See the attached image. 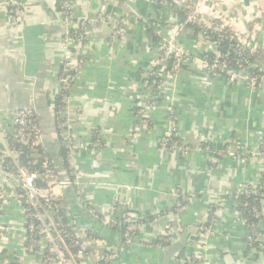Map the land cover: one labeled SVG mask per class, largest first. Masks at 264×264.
Here are the masks:
<instances>
[{
	"label": "crops",
	"instance_id": "crops-1",
	"mask_svg": "<svg viewBox=\"0 0 264 264\" xmlns=\"http://www.w3.org/2000/svg\"><path fill=\"white\" fill-rule=\"evenodd\" d=\"M23 1L27 14L20 24L9 14L7 0H0V140L5 131H10V110L34 107L45 147L60 175L65 177L53 111L58 93L57 74L64 56L57 0ZM128 1L78 0L81 8L87 6V11H92L91 16L94 12L123 16L129 12ZM135 2L146 17L152 15L158 21V16L163 18L150 2ZM202 9L208 15L231 18L235 28L247 35L251 22L255 24L264 18V0H203ZM127 22L126 41L112 40L104 22L93 23L91 39L84 47L87 57L74 88L71 114L79 145L72 153L71 163L84 177L80 192L75 186L65 190L78 222L102 238L103 251L113 250L111 256L116 259L106 264H192L188 257L203 252L205 242L207 248L202 255L206 264H264V252L244 241V220L228 200L221 203L215 233L207 241L198 234L192 242L182 235L169 245L141 244L143 239L149 241L163 234L176 217L194 232L208 219L216 193L259 180L264 161L259 157L222 158L212 165L210 155L199 149L186 157L162 151L158 139L169 127L163 106L148 113L152 120L150 128L143 125L140 132L134 133L135 100L142 94L155 93L143 77L152 56L145 22L130 17ZM185 31L179 39L194 54L200 37ZM175 102L176 125L185 143L233 140L255 146L264 136V83L255 90L243 83L226 85L223 79H210L206 71L186 61L178 77ZM96 133L98 148L93 153L86 151L84 144ZM120 184L122 190L118 191ZM192 191L201 194L186 209L168 214L181 193ZM79 196L89 204L88 208L82 206ZM122 201H127L143 220H149L128 244L123 243L119 230L96 218L100 215L120 221ZM0 223L10 227L8 236L0 237V249L16 254L22 264H44L40 256L25 253L24 215L18 202L12 200L5 205ZM183 249L187 259L179 257ZM86 258L97 260L95 255Z\"/></svg>",
	"mask_w": 264,
	"mask_h": 264
},
{
	"label": "built area",
	"instance_id": "built-area-1",
	"mask_svg": "<svg viewBox=\"0 0 264 264\" xmlns=\"http://www.w3.org/2000/svg\"><path fill=\"white\" fill-rule=\"evenodd\" d=\"M149 1L157 7L172 9L177 17L178 15L175 12L176 8H190L184 19L179 17L177 24L173 23V25L167 28L160 29L157 28L156 24L157 34L162 36V40L158 50L153 53L149 61L150 65L145 68L144 74L146 78L152 76L158 78V81L154 80V86L152 85L151 87L154 91L156 90V92L154 96H146L145 99L139 97V101L135 103L137 106V121L133 127L134 133L140 132L143 125L150 128L151 126H149V123L151 122L152 125V120L149 118L148 113L163 106L167 111L169 127L158 139V146L162 151L173 152L182 157H186L195 149H199L210 155L212 163L221 160L223 156H232L233 158L241 159L264 155V136L260 139L258 144L255 145L254 150L250 147L248 141H243L236 143L237 146L234 151L231 150V147H234V145L229 141H227L228 143H226L224 147L215 149L211 147L212 142L209 141L206 142L211 143L210 145L207 144L202 146L199 144L195 146L185 143L184 141L172 139L174 132L178 130L175 121L177 112L175 93L177 89V79L179 77L177 72L182 67L183 58L187 57L185 51H181L177 43L181 34L180 32L186 29V24L201 20L206 27L212 28L214 32L217 31L220 38L229 39L234 51L238 52L240 55V59L237 61L238 69H229L225 62L226 57L229 56V51L225 53L216 51L217 42L208 39L209 35L207 34V29L203 28L198 37L204 40L206 44L202 48L203 50L196 56V61L200 63L202 69L205 68L207 70L210 69L221 72L223 79L227 83H235V81L238 80L237 75L245 72V83L251 89L255 90L262 85L264 74L260 76L261 80L259 81L257 77L250 75L245 68H243L242 63L239 62H248L244 57L245 49L249 48L255 50L257 48H264V18H259V22L253 24L250 34L247 35L248 33H241V31L235 28L233 25L235 22L231 18H221L205 14L202 9L203 0ZM7 7L9 14L20 24L25 20L27 11L23 0H7ZM57 12L58 19L62 24L64 51L62 63H64L66 69L62 72L59 70L57 74V94L60 95L62 99L55 105L53 111L59 143L60 145L63 144L68 151L67 168L64 166L65 160L61 157L66 176L62 177L60 175L51 155L45 147L44 133L36 109L34 107H23L10 110L8 114L11 119L10 131H5L0 140V145L2 147L0 150V213L5 205L12 200H15L20 205L24 215L23 234L25 240L27 239L28 232H30L31 235H35L37 238L29 247L25 246V253L27 255L40 256L42 260L45 259L47 264H106L108 260H113V258H115V255L111 256L113 250H110L111 254L105 253V251L102 250V238L100 239L88 234L85 226L78 222V214L73 212L65 193L66 188L70 186H75L77 191L79 190L80 192L82 178L84 177L82 171L71 163L72 153L75 149H78L79 146L75 141L71 103L74 98V88L77 84L78 75L80 76V72L86 62L87 55L83 47L89 43L88 41L91 39V20H87L84 17L83 10L78 0H57ZM236 14H238V11L234 12V16ZM212 18H219L221 23L213 24L211 22ZM137 19L146 20V18H142V16H139ZM227 26L231 27L232 32L224 34L223 29ZM112 29L116 31L117 27L113 26ZM119 34L123 35L122 33ZM149 45L153 47L150 38ZM213 49L216 51L215 58L213 59V64H208L206 60L207 53ZM161 51L162 53H160ZM190 58L194 59L193 56ZM168 59L171 60L168 62ZM162 61H165V65L163 66L161 65ZM166 63L167 70L170 69V71L167 72ZM68 69L73 70V72H68ZM166 79L172 82L167 88H165ZM93 136L94 137L87 144H84V149L92 153L100 144L97 133ZM212 152L217 155L213 156L211 154ZM42 157L43 160L38 166V159ZM234 188H237L238 191H244L247 194H259L261 196L260 207L264 214L263 169V181L261 183L260 179L257 181H246L215 195L216 199L212 203L215 206L213 211L212 208L209 210V220L207 219L199 226L201 228V235L205 241L215 233L216 219L218 211L222 207L221 200L223 197L233 203L236 211L241 216V210L236 208L237 200ZM199 194H201V191H192L183 194L181 200L178 197L168 211V214L173 215L186 209L190 201L196 199ZM79 195L81 194L79 193ZM79 198L82 206L88 208L89 204L80 196ZM247 204L248 203H245L244 206H247ZM121 205L120 221L126 224V231L122 234V239L124 244H128L135 239L138 235V231H140L149 220H143L142 217L135 214L127 201H122ZM59 211H62L64 216L69 219L73 225L72 233L77 243H79V249L76 253H73L69 248L66 235L62 228V222L58 217ZM96 218L102 220L105 225L109 227H112L118 222L116 219L100 215H97ZM262 222H264V218L260 219L257 224H246L244 222L247 228L244 238L251 244L255 243V241H261L259 243L261 249H258L261 251L264 250V230L261 228ZM187 230L188 228L176 217L170 220L163 234L168 235L171 243L178 237L184 235ZM9 232L10 227L0 223V237L6 238ZM151 241L152 240L147 241L143 239L141 240V244H150ZM246 243L248 244V242ZM205 248H207V242L202 246L203 252ZM2 250L3 249H0V252ZM203 252H197L189 256L192 264H206L202 255ZM45 255H47V258H45ZM91 255H95L97 260L89 261L88 258H86L88 260L86 262L85 257H90ZM4 264L11 263L5 261Z\"/></svg>",
	"mask_w": 264,
	"mask_h": 264
},
{
	"label": "trees",
	"instance_id": "trees-1",
	"mask_svg": "<svg viewBox=\"0 0 264 264\" xmlns=\"http://www.w3.org/2000/svg\"><path fill=\"white\" fill-rule=\"evenodd\" d=\"M187 8L188 9L176 8L175 12L177 13L178 17H181L184 19L187 12L189 11L190 7H187ZM256 19L258 20V18H256ZM144 22H145L147 35L152 40V46H153V49H155V47L159 46V44L162 40V36L157 34V30H156L157 20L152 15H147L146 20ZM211 22L213 24H218V23H221V20L219 18H212ZM253 23H254V21L251 22V26H253ZM185 27L190 32H193V34L195 36H198L199 33L203 30V28L207 29V34L209 35L208 39H211V40L217 42L216 51H220L222 53L229 51V56L226 57V59H225V62L227 64V66L229 67V69H232V70L238 69L237 61H239L240 55L238 54V52L234 51L233 47L231 46V41L229 39L220 38V36L218 35L219 33L217 31L214 32L212 30V28L206 27L205 24L201 20H196V21L187 23ZM223 32H224V34H226V33L229 34L230 32H232L231 27L230 26L225 27L223 29ZM216 51L213 49L207 53L206 60H207L208 64H213V59L215 58ZM160 53H162V51ZM244 53H245L244 57L248 60V62L242 61L239 63H242L243 68H245V70L250 75L257 77L260 81L261 80L260 76L264 74V48H257L255 50H251V49L247 48V49H245ZM152 54H153V52H152ZM151 57L152 56L150 55V58ZM170 60L171 59H168V62ZM65 69H66L65 65H64V63H62V65L60 67V72L64 71ZM67 71L73 72V70H70V69H68ZM145 80H146L147 85H150V86L153 85L154 86V83H155L154 80L158 81V78L152 76V77H149ZM61 99L62 98L60 95L57 94L55 96L54 107L56 104H58L61 101ZM135 101L138 102L139 99H137ZM175 121H176V119H175ZM149 126H151V122L149 123ZM172 139L183 141V138L179 135L178 130H177V132H174ZM226 143H228V142H225V143L217 142L216 144L215 143L211 144L209 142L202 141L200 144L202 146H205L207 144H209V145L211 144L212 148L220 149V148L224 147L226 145ZM1 148L2 147L0 145V150H1ZM67 154H68V151H67L66 147L63 144H61L60 148H59V156L65 160L64 166L66 168L68 167ZM211 154L213 156L217 155L214 152H212ZM219 158H221V157H219ZM38 160H39V164H38V166H39L43 160V157L38 159ZM211 164L214 165L215 163H211ZM262 181H263V173H262V176L260 178V183ZM234 189H235L236 200H237L236 208L241 210L242 219L244 220V222L246 224H257L260 221V219L264 218V214L262 213V210L260 207L261 196L259 194H254V193L247 194L244 191H238L237 188H234ZM178 197L181 200L182 193ZM245 203H248L247 206H244ZM214 206H215L214 204L210 205V208H212V211L214 210ZM58 217H59L60 221L62 222V228L64 230V234L66 235L69 248L73 253H76L79 249V243H77L75 237L73 236V233H72L73 232L72 231L73 225H72L71 221L64 216L62 211L58 212ZM208 220H209V218H208ZM110 228H112L114 230H119L121 232V234H123L126 231V224L122 223L121 221H118L116 224H114ZM88 234L90 236L91 235L96 236L95 233H92L89 231H88ZM35 239H37L36 236L31 235L30 232H28L27 239L25 240V246L29 247ZM244 241L248 242L247 245L251 248L261 249V246L259 245V243L261 241H255V243H252V244L246 238H244ZM150 244L151 245H169L170 240H169L168 235L162 234V235L158 236L157 238H154L150 242ZM184 252H185V250L183 249L181 251V253L179 254V257H183V258L187 259L184 256ZM105 253L111 254L110 251H105ZM45 258H47V255H45ZM188 260H189V257H188ZM5 261H7L11 264H22L19 260V257L16 254L9 253L8 249H3L0 252V264H4ZM43 263L47 264L45 262V259H43Z\"/></svg>",
	"mask_w": 264,
	"mask_h": 264
},
{
	"label": "rangeland",
	"instance_id": "rangeland-1",
	"mask_svg": "<svg viewBox=\"0 0 264 264\" xmlns=\"http://www.w3.org/2000/svg\"><path fill=\"white\" fill-rule=\"evenodd\" d=\"M126 1V0H125ZM145 1H147V2H150L151 4V6L153 7V9L155 8V10L157 11V13H161V15H163V18H160V16H158V18L160 19L159 21L157 20V28H167V27H169L170 25H173V23L174 24H177V20L179 19V17H177L176 16V14L173 12V10L172 9H170V8H167V7H157L155 4H153L151 1H149V0H145ZM86 3V2H85ZM128 3H129V5L127 6V9H126V11L128 12V13H124L123 14V16H118V15H112V14H110V13H108V12H101L100 14H98V13H93V16H91V12H88L87 10L89 9L86 5V8L84 9V8H81L82 10H83V15H84V17L87 19V20H91V24H90V26L92 27V24L93 23H96L97 21H100V22H104L105 24H107L108 25V28H109V31H110V34L112 35L111 37H112V40H116V41H126V39H127V35H128V29H127V21H128V17H130V18H133V19H135V20H137V21H142V20H139V19H137L139 16H142V18H144V17H146L144 14H142L141 13V11L136 7L137 6V4H136V2H135V0H129L128 1ZM165 10H168V12L166 13L168 16H165L164 15V12H165ZM134 13V14H133ZM172 13V14H171ZM136 15V16H135ZM160 15V14H159ZM18 22V21H17ZM19 23V22H18ZM113 26H116L117 27V30L115 31V30H113L112 29V27ZM185 30H187V29H183L182 30V32H180L181 33V35L184 33V32H186ZM119 33H122L123 35H121V34H119ZM114 34H115V36H114ZM245 40H246V38H245ZM203 42V44L205 43V41L204 40H201V39H198V40H196V49H194V54H192L191 53V48H189L188 46L186 47L185 45H184V41H182L181 39H179L178 38V45L180 46V48H181V51H185V53L187 54V57H185V58H183V63L184 62H186V61H190L191 63H193L195 66H198V67H200V68H202L201 66H200V63L198 62V61H196V56L200 53V51L201 50H203L202 49V47H204L203 46V44H200L199 42ZM86 46H88V43L84 46V47H86ZM150 46V45H149ZM148 46V47H149ZM83 47V48H84ZM159 47V46H158ZM158 47H155V49H153V47H149V50L150 51H152L153 53L156 51V50H158ZM86 55H87V53H86ZM153 55V54H152ZM189 55H190V57L191 56H193L194 57V59H192V58H190L189 57ZM151 60V58L149 59V61ZM149 61H148V66L150 65L149 64ZM161 65L163 66V65H165V61H162L161 62ZM182 67H183V64H182ZM182 67L180 68V70L177 72V75L179 76V74L181 73V70H182ZM204 71H206V73L208 74V75H210V76H212V77H210V79H213V80H215V79H217V78H220V79H223V75H222V73L221 72H219V71H217V70H207V69H203ZM167 71H170V69H168L167 70V63H166V72ZM144 74H145V70H143V77L145 78V76H144ZM246 73L245 72H242V73H239L238 75H237V81H235V83H243V84H246L245 83V80H244V75H245ZM214 75V76H213ZM145 79H147V78H145ZM144 79V82H145V84H147L146 83V80ZM78 80H79V75H78ZM78 80H77V82H78ZM224 80V79H223ZM225 81V80H224ZM177 83H178V79H177ZM263 83H264V81H263ZM262 83V84H263ZM170 84H172V82L169 80V79H166L165 80V88H167V87H169V85ZM232 84H234V83H227L226 82V85H232ZM247 85V84H246ZM152 86H150V85H148V88L150 89ZM145 89H146V87H145ZM154 91V90H153ZM156 92V90L154 91V93ZM139 97H141V99H145V94H142V95H140ZM71 106H72V103H71ZM76 135V134H75ZM204 141H209V140H204ZM226 141H229L231 144H233L234 145V147H231V150L232 151H234V149H235V147L237 146L236 145V143H238L237 141H233V140H226ZM209 142H211V140L209 141ZM201 143V142H200ZM212 143H214L213 141H212ZM249 145H250V143H249ZM196 146V145H195ZM250 147L251 148H253V150L255 149V146L254 145H250ZM255 157H259L260 159H262L263 161H264V155H261V156H255ZM224 158H226V159H231V160H238V158L236 159V158H233L232 156H227V157H225V156H223V159ZM250 158V157H249ZM219 193H221V192H219ZM217 194V193H216ZM226 200H228L227 198H225V197H223L222 198V200H221V203L223 202V201H226ZM244 235L246 234V232H247V228H246V224H245V226H244ZM261 228L264 230V222H262V225H261ZM261 251V250H260ZM261 252H264V250L263 251H261Z\"/></svg>",
	"mask_w": 264,
	"mask_h": 264
},
{
	"label": "water",
	"instance_id": "water-1",
	"mask_svg": "<svg viewBox=\"0 0 264 264\" xmlns=\"http://www.w3.org/2000/svg\"><path fill=\"white\" fill-rule=\"evenodd\" d=\"M120 187L118 188V191L122 190V184L119 185ZM121 198V195L119 194L117 199L119 200ZM192 228H188V230L186 231V233L184 234L185 238H188V240L190 242H192L194 239H196L198 234H201V228L198 226L194 232L191 231ZM113 260H115V258H113Z\"/></svg>",
	"mask_w": 264,
	"mask_h": 264
}]
</instances>
